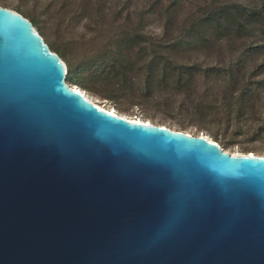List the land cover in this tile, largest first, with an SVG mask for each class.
<instances>
[{"label":"water","instance_id":"95a60500","mask_svg":"<svg viewBox=\"0 0 264 264\" xmlns=\"http://www.w3.org/2000/svg\"><path fill=\"white\" fill-rule=\"evenodd\" d=\"M40 34L0 7V264H264V156L110 110Z\"/></svg>","mask_w":264,"mask_h":264},{"label":"rangeland","instance_id":"374dc122","mask_svg":"<svg viewBox=\"0 0 264 264\" xmlns=\"http://www.w3.org/2000/svg\"><path fill=\"white\" fill-rule=\"evenodd\" d=\"M66 6L77 15L68 32L54 18ZM0 7L37 19L35 29L69 68L82 66L74 85L110 110L264 156V0H0ZM252 15L258 21L238 33ZM194 29L201 33H186ZM128 30L141 38L131 54L116 43ZM93 59L104 68L126 64L129 86L97 83ZM202 100L212 110L195 112L192 103Z\"/></svg>","mask_w":264,"mask_h":264},{"label":"trees","instance_id":"16d2710c","mask_svg":"<svg viewBox=\"0 0 264 264\" xmlns=\"http://www.w3.org/2000/svg\"><path fill=\"white\" fill-rule=\"evenodd\" d=\"M19 14H21L22 16H24L26 19L29 20V18L27 16H25L23 13L18 12ZM77 15L75 14H71L70 10L68 9V6L63 7L62 9H60L59 11H55L54 13V18L57 20L58 22V28L64 31H69L71 30L74 25H75V20H76ZM171 17V16H170ZM258 16L257 15H252L251 17V22L248 21L247 24V20H245L244 24H240L238 27V33H243L246 31L248 25H250L251 23L258 21ZM34 27L36 28L39 25V22L37 19H32L30 20ZM213 21H215V19H213ZM232 28V27H231ZM231 28L227 29L231 30ZM225 29L224 26L218 27L217 30L223 31ZM191 32L195 33V29L191 30V31H187L186 33L189 34ZM201 32H197L195 34H198ZM120 32H116V35H119ZM41 35V34H40ZM126 38L124 40H120V38L116 41L117 45L119 46L118 51L119 52H123L125 51L126 53H133L134 49L140 46V36L138 33L133 32L131 30H128L126 32H124L123 34ZM42 36V35H41ZM43 37V36H42ZM46 42V41H45ZM47 43V42H46ZM70 45H67V47L65 46V51L63 52L64 55H68L71 53V49L68 48ZM50 47V46H49ZM51 48V47H50ZM52 50V49H51ZM53 52L57 53L60 57V48H55L54 50H52ZM61 59L63 60V57H61ZM90 65V68L95 67V74L93 75V77L95 76V80L98 83L99 81H104L105 83L109 84V85H115L118 86L119 91L123 90V88L121 86H129L130 84V80L128 78L129 76V72L127 71V68H125L126 64H117L116 66L112 67V68H104L103 66L100 65L99 61L93 59L91 61L88 62ZM67 67H68V75H67V80H69L70 78H74L76 79V76L82 71V66L78 68V70H73L70 69L68 64L66 63ZM98 66V67H97ZM236 79L233 81V87L236 86ZM77 87V86H75ZM95 88H91V90L96 93L97 89ZM152 87H149V91H151ZM113 95V94H111ZM109 98L111 99L112 96H109ZM193 105V110L195 112L204 114L207 111L212 110L211 105L206 101V100H202L198 103H196L195 101L192 103ZM243 154H249V153H243Z\"/></svg>","mask_w":264,"mask_h":264},{"label":"bare ground","instance_id":"6f19581e","mask_svg":"<svg viewBox=\"0 0 264 264\" xmlns=\"http://www.w3.org/2000/svg\"><path fill=\"white\" fill-rule=\"evenodd\" d=\"M78 88V87H77ZM78 89H80V88H78ZM81 90V89H80ZM81 91H83V90H81ZM88 95V94H87ZM114 112H116V111H114ZM134 119V118H133ZM135 120H138V119H136L135 118ZM139 121H142V120H139ZM144 122V121H143ZM148 123H150V122H148ZM234 154L235 155H255V154H252V153H249V154H243V153H240V152H234Z\"/></svg>","mask_w":264,"mask_h":264}]
</instances>
